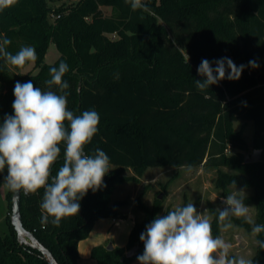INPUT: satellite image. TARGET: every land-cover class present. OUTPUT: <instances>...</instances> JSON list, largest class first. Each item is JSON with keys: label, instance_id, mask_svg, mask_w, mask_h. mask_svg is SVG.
Segmentation results:
<instances>
[{"label": "trees", "instance_id": "1", "mask_svg": "<svg viewBox=\"0 0 264 264\" xmlns=\"http://www.w3.org/2000/svg\"><path fill=\"white\" fill-rule=\"evenodd\" d=\"M17 0L0 11V33L11 40L8 51L15 54L23 46H33L38 59L36 72H22L0 59V123L13 114L15 83L31 81L47 90L50 68L61 61L69 66L63 79L69 84L68 109L76 114L96 110L99 131L85 148L93 154L103 150L113 168L104 177L105 187L79 201L78 215L63 218L58 227L41 225L43 190L25 195L21 191V215L25 228L51 250L60 264H78L79 241L91 232L102 217L124 219L128 198L113 199L116 186L142 174L150 167H223L218 180L227 184L254 186L257 203L256 224H264V154L260 161L245 162L239 149L241 131L235 122H255L258 142L264 150V0H141L146 6L133 10L131 0ZM103 7L110 8L111 14ZM59 56L46 62L49 45ZM230 58L237 67L244 65L238 80L227 78L209 89L198 90L201 77L197 68L202 60L210 63ZM255 60L258 68L249 61ZM28 64L25 65V67ZM213 68L216 67L212 63ZM24 67V68H25ZM230 71V70H229ZM227 77V73H226ZM53 91L59 93L55 86ZM231 151L229 153L230 149ZM61 157L52 168L55 175ZM7 175L0 173V185ZM135 200L140 220L130 231L126 247L98 244L91 250L95 264H130L143 254L140 234L154 218L164 216L163 198L157 194L150 204ZM12 192L6 190V230H0V264H48L38 250L20 244L10 220ZM246 200V199H244ZM0 205L4 203L0 193ZM217 210H213V234H219ZM236 225L252 224L232 217ZM264 240V233L255 236ZM139 246L135 255L127 251ZM264 264V250L256 246L250 258Z\"/></svg>", "mask_w": 264, "mask_h": 264}, {"label": "clouds", "instance_id": "2", "mask_svg": "<svg viewBox=\"0 0 264 264\" xmlns=\"http://www.w3.org/2000/svg\"><path fill=\"white\" fill-rule=\"evenodd\" d=\"M16 2L0 0V11ZM131 8L146 10L141 0H131ZM10 44L11 40L0 33V59L5 64L24 68L38 59L33 46H23L13 54L8 51ZM212 63L205 59L198 66L197 72L204 78L196 80L198 90L209 89L225 78L238 80L245 67H237L227 57ZM249 65L259 67L255 60L249 61ZM68 70L63 61L58 67H51L50 79L45 81L47 90L31 81H17L13 114L5 115L0 123V173L7 171L2 186L25 195L43 190L42 227L49 221L58 227L63 218L78 215L79 201L89 190L96 192L105 187L104 177L111 170L110 158L103 150L96 149L93 154L85 151L99 131L100 115L94 109L80 114L68 109L65 90L69 84L63 79ZM53 86L60 94L52 90ZM62 147L63 163L53 175L52 168L61 157ZM244 195L235 187L222 201L226 207L217 210V221L221 231L226 232L234 227L232 217L244 218L252 224V235L259 236L264 233V224L247 219L249 206L244 203ZM140 240L144 251L137 257L139 264H253L244 256L230 255L231 244L213 234L211 218L199 213L192 202L177 206L164 216L158 215L140 234ZM255 243L264 250V240L257 239Z\"/></svg>", "mask_w": 264, "mask_h": 264}, {"label": "rangeland", "instance_id": "3", "mask_svg": "<svg viewBox=\"0 0 264 264\" xmlns=\"http://www.w3.org/2000/svg\"><path fill=\"white\" fill-rule=\"evenodd\" d=\"M63 1L70 3L72 0H60V1H50L49 5L53 7L59 6ZM104 12L111 14L110 8L103 7ZM59 56V51L54 43H51L48 48L46 55V62L53 63ZM22 72L32 71L36 72L37 69L34 68V64L29 63L25 68L21 70ZM234 130L241 133V143L242 147L240 152L245 157L248 152L252 153L255 149H260L256 147L257 133L255 130V122L250 120L247 122H235ZM231 151V148L228 149ZM264 150H262L263 158ZM113 166V165H111ZM128 174L136 176V179L125 181L122 184L116 186L112 198L113 199H123L128 198L130 204L125 207L126 211L134 212L137 209L134 200L143 194L142 201L150 204L153 198L157 196L161 199L163 198L164 210L166 208H175L177 206L186 205L192 202L199 213H206L211 218V223L214 220V209H223L226 205L222 202L228 194L236 190L243 191V199L245 205L249 206L248 210V220L256 222L257 219V203L252 200L255 193L254 186H242L238 184H227L226 194L222 186H219L218 180L221 178V172L226 174H231L235 172V169L230 166L223 167H205L195 166L187 167L182 166L178 168L174 167H150L145 169L142 174H137L135 170L128 168L126 170ZM6 191L7 188L0 185V193ZM2 194V193H1ZM3 205H0V230H6V213L8 214L6 201ZM141 215L137 217L136 220H140ZM234 227L224 232L221 231L219 226V236H221L226 242L231 244L230 255L232 256H244L247 259L253 257L256 251L257 244L255 243V236L252 235L251 230L236 225L232 222ZM111 239L114 238L111 231ZM107 244V243H106ZM139 264L138 259H135L131 263ZM78 264L79 261H78ZM82 264H92L90 261L83 262ZM95 264V263H94Z\"/></svg>", "mask_w": 264, "mask_h": 264}, {"label": "crops", "instance_id": "4", "mask_svg": "<svg viewBox=\"0 0 264 264\" xmlns=\"http://www.w3.org/2000/svg\"><path fill=\"white\" fill-rule=\"evenodd\" d=\"M111 168L113 166L110 165ZM3 202L6 201V191L1 190ZM122 199V198H121ZM125 199V198H123ZM126 212V210H124ZM139 215L132 211H127V216L124 219H116L112 217H102L95 221L89 235L79 241V263L90 261L92 264L95 260L91 257V250L98 244H106L109 241L114 243V246L126 247L131 229L135 225V221ZM111 231L114 238L111 239ZM133 262L130 264H136Z\"/></svg>", "mask_w": 264, "mask_h": 264}, {"label": "water", "instance_id": "5", "mask_svg": "<svg viewBox=\"0 0 264 264\" xmlns=\"http://www.w3.org/2000/svg\"><path fill=\"white\" fill-rule=\"evenodd\" d=\"M262 158V150L255 149L254 152L250 153L248 152L245 156V162H255L260 161ZM10 220L12 225L14 226V229L17 234V240L20 244L30 246L31 248L38 250L44 260L48 264H60L51 250L47 248L35 235L32 231L25 228L22 221V215H21V191L20 192H12L11 196V214H10ZM114 247V243L112 241H109L108 249H112ZM139 246H134L130 248L125 256H132L137 253L139 250Z\"/></svg>", "mask_w": 264, "mask_h": 264}]
</instances>
